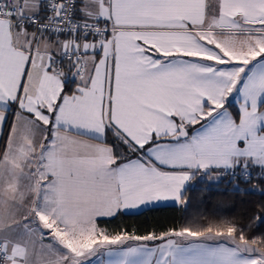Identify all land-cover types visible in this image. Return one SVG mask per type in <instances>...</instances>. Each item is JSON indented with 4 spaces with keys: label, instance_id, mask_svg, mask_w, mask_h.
<instances>
[{
    "label": "snow or ice",
    "instance_id": "1",
    "mask_svg": "<svg viewBox=\"0 0 264 264\" xmlns=\"http://www.w3.org/2000/svg\"><path fill=\"white\" fill-rule=\"evenodd\" d=\"M0 135L5 149L40 147L41 170L58 177L46 193L66 172L106 204L88 214L46 194L19 222L30 237L36 224L41 238L71 235L67 264L141 254L153 264L158 249L155 264H264V235L228 221L145 234L101 226L180 206L204 175H231L264 198V0H0ZM252 220L264 233V211ZM17 243L0 236V264L23 259Z\"/></svg>",
    "mask_w": 264,
    "mask_h": 264
},
{
    "label": "crops",
    "instance_id": "2",
    "mask_svg": "<svg viewBox=\"0 0 264 264\" xmlns=\"http://www.w3.org/2000/svg\"><path fill=\"white\" fill-rule=\"evenodd\" d=\"M216 35L219 37H224L226 35L231 37L234 34L217 32ZM243 35L245 36L243 32L239 33V39H241ZM189 51L195 52L196 49L189 48ZM5 140L6 137L0 135V154L4 155L6 161H0V215H2V220H5V222L2 221L4 227L3 232H1L2 236L8 237L13 241H18L16 244V255L19 257H23L24 251H27L30 246L37 259V264H59L65 258V249L57 245L55 241L61 243V240H58L59 238L57 237L55 240L51 239V237L41 238L43 234L39 231L38 224L34 225L36 231H34L30 237L18 227L19 222H22L25 215H32L31 209L43 205L46 194L50 200L55 198L66 208L70 206L74 210H86L88 214H91L92 209H103L106 204L95 197L88 188L69 180L66 172L60 184L57 185L55 197H53L52 194L46 193L45 189L51 188L52 185L50 183L46 185L44 181L50 182L58 177L45 175V172L41 170L43 166L40 163V147H17L14 143L8 149H5ZM27 143L32 144V141L28 140ZM33 153L36 155H33ZM57 171L59 172L60 169L58 168ZM213 174L219 175L218 173ZM186 188L187 186L184 188L182 196ZM182 203L183 200H181V204ZM162 205L175 204L167 203ZM77 218H80L78 213ZM83 218L87 219L88 216L85 215ZM9 224L13 225V227L10 228ZM62 228L63 226H59L58 230ZM66 237L69 239L73 238L71 235ZM175 239L181 247H186L191 243V241H179L177 238ZM32 240H35V244L32 243ZM161 243H163V241L157 244H147V246L152 247ZM205 243L216 246L215 241H206ZM136 246L144 247L145 244L139 243ZM113 251L118 253L120 251L119 246H115ZM159 257L160 251L158 249L155 259H159ZM119 258L118 255L111 257L112 260H118ZM105 259L108 258L105 257ZM143 259V254L137 256L135 258V264H141ZM155 259L153 260V264H155ZM33 260L35 261L34 258ZM15 264H24L23 259H18ZM34 264H36V262Z\"/></svg>",
    "mask_w": 264,
    "mask_h": 264
},
{
    "label": "trees",
    "instance_id": "3",
    "mask_svg": "<svg viewBox=\"0 0 264 264\" xmlns=\"http://www.w3.org/2000/svg\"><path fill=\"white\" fill-rule=\"evenodd\" d=\"M251 186V183H238L236 178L227 175L216 181L209 179L207 175L194 177L182 196V200H187L186 206L183 203L180 206H152L129 215L120 214L114 219H106L101 226L109 234L119 233L124 229L145 234L151 230L159 233L169 228L199 229L210 223L228 221L242 228L247 237H259L264 233L255 231L256 222L252 217L257 211H264V198L258 193L245 192ZM159 242L162 241L147 243ZM250 243L254 244L255 241L250 240Z\"/></svg>",
    "mask_w": 264,
    "mask_h": 264
},
{
    "label": "rangeland",
    "instance_id": "4",
    "mask_svg": "<svg viewBox=\"0 0 264 264\" xmlns=\"http://www.w3.org/2000/svg\"><path fill=\"white\" fill-rule=\"evenodd\" d=\"M217 36V35H216ZM217 38H219L220 40H227V39H229L230 37H228V35H226V36H224V37H219V36H217ZM246 37L243 35L242 37H241V39H245ZM211 175H215V174H211ZM221 177H219V178H217V179H211V180H213V181H216V180H219ZM3 222H5V220H2ZM3 223L1 222V224H0V226H2L3 227V225H2ZM3 230H4V227H3ZM58 231H60V230H58ZM0 236H2V233L0 232ZM58 238V237H57ZM51 239H53V240H55L56 239V237H51ZM71 239H73V238H71ZM58 240H60V239H58ZM67 240H69V238L68 237H64V240L63 241H61V243L58 241H55L56 242V244L57 245H60L63 249H64V247L62 246V244L64 243V242H66ZM52 241V240H51ZM148 244V243H147ZM28 251V252H27ZM25 250L24 251V253H23V262H24V264H28V263H32V264H34L35 262H36V264H37V259H36V257H35V254H34V252H33V250H32V248L29 246L28 247V250ZM40 253V252H39ZM24 254H27V255H24ZM66 256V252L64 251V257ZM33 258L35 259V261L33 260ZM59 264H67V262H66V259L64 258V260H62Z\"/></svg>",
    "mask_w": 264,
    "mask_h": 264
},
{
    "label": "built area",
    "instance_id": "5",
    "mask_svg": "<svg viewBox=\"0 0 264 264\" xmlns=\"http://www.w3.org/2000/svg\"><path fill=\"white\" fill-rule=\"evenodd\" d=\"M227 176L232 177L231 175H227ZM232 178H233V177H232Z\"/></svg>",
    "mask_w": 264,
    "mask_h": 264
}]
</instances>
